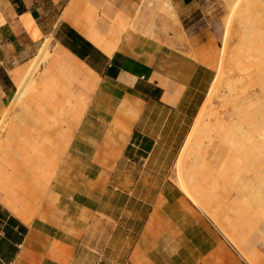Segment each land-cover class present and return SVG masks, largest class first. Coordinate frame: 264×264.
<instances>
[{
    "label": "crops",
    "instance_id": "obj_1",
    "mask_svg": "<svg viewBox=\"0 0 264 264\" xmlns=\"http://www.w3.org/2000/svg\"><path fill=\"white\" fill-rule=\"evenodd\" d=\"M143 1L0 0V124L16 93L11 74L47 40L40 75L59 63L85 102L57 138L66 144L48 157L52 170L16 179L0 167V264H247L177 179L215 80L191 55L208 45L205 30L190 35L198 0H167L179 26L157 11L153 27L132 28ZM44 103L51 121L58 108Z\"/></svg>",
    "mask_w": 264,
    "mask_h": 264
},
{
    "label": "rangeland",
    "instance_id": "obj_2",
    "mask_svg": "<svg viewBox=\"0 0 264 264\" xmlns=\"http://www.w3.org/2000/svg\"><path fill=\"white\" fill-rule=\"evenodd\" d=\"M147 1L148 0H144L142 2L144 7H148L146 14L143 15L140 11H137L133 16V23H130L132 28L153 27V18L157 11L164 13L169 20H174L175 24L179 26L174 9L167 0H153L154 2L159 1V6H155L154 4L148 5ZM234 1L235 0L197 1V11L195 15L196 27L190 32V35L196 31L205 30L206 35L204 38L207 39L208 45L199 50L191 51V55L203 62L212 64L215 69V79H217L216 77H218L221 68L224 72L218 81V83H220L219 86L216 87L217 82L215 83L214 81L200 111L202 115L200 117L201 113H199L180 157L182 163H186L187 167H189V165L190 167L196 166V164L200 162L203 163L201 164L208 172V178L204 180L205 182L202 186L205 187L208 192L214 191L217 197H219L207 203L211 211L214 212L220 221L225 219L226 214L230 215L231 213L229 209L225 213L222 210L224 207L226 189L225 187L222 188L220 183H216L215 187H212V183L208 179L209 176L212 177V175L213 178L219 179L220 173L217 167L218 161L222 157L219 152L221 147V134L234 122V114L237 107L247 105V103L252 101L256 96V87L254 86L257 77L254 75V69L257 60L253 59L250 52L242 55V53H245V50L240 46V43L244 40L243 37L250 30L243 20L244 18H250V10L243 5H234ZM262 3L264 2H261L259 7H257L258 11L261 6L263 8ZM164 4H168L169 7L164 8V6H166ZM168 8L170 9L167 10ZM190 25V27H192L193 24ZM228 25L230 26V30L225 40L226 28ZM140 31L149 36L156 35L154 29H140ZM45 44H47V53L45 55H40L39 50L35 59L26 65V68H28L32 64L35 65L37 60H43L33 73L34 81L40 79V71L44 67L50 52L49 41L47 40ZM231 76L233 77L229 78ZM226 83H233V85L236 86V93H233L234 95L229 96V88ZM28 98L26 104L31 99V97ZM34 103H38L37 108ZM34 103L32 104L34 106L30 105L24 109L18 106L16 109L10 110L11 107L9 106L0 124V146L2 143L6 145L8 142L6 140L8 139L12 141L9 149L0 150V167L8 169L16 179H18V177L20 178L23 170L28 171V160H31L32 153H34L31 152L33 148L29 147L35 145L39 146L38 151L43 153L42 155L46 156L48 159V157L55 152L53 147L59 152L60 148L65 144L64 142L57 141V136H59V134L63 135L66 128L68 134H70L75 124L70 117L67 116V119L61 120L62 124L66 127L63 129L58 125L60 122L59 119L57 121L54 119L51 121L47 120L48 112L46 113L44 105H41L44 101L41 103L40 99H37L34 100ZM205 127L212 128V132L208 136L203 135V133H201L202 131H200ZM58 130L60 133H56ZM9 134H14L15 137ZM23 153H27V155L25 154L26 156H24L22 155ZM3 161H6L8 165L2 166ZM53 161L54 159L52 158V162ZM30 168L29 166V169ZM30 171L34 172V168H31ZM38 173L39 172L36 171V174ZM233 195L234 192H231L230 196ZM245 207H247V205H245ZM198 208L209 218L215 228L224 237L221 226H219L210 215L205 213L202 206L199 205ZM246 212H248L247 209ZM247 216L250 217L249 215ZM247 223H251L252 227L246 232L244 248H238L229 238L224 237V239L238 252L247 264H264V221L255 219L254 221L248 220ZM247 223L244 221L243 224ZM247 254L250 256L254 255L257 261L254 263L251 262Z\"/></svg>",
    "mask_w": 264,
    "mask_h": 264
},
{
    "label": "bare ground",
    "instance_id": "obj_3",
    "mask_svg": "<svg viewBox=\"0 0 264 264\" xmlns=\"http://www.w3.org/2000/svg\"><path fill=\"white\" fill-rule=\"evenodd\" d=\"M261 2H264V0L234 1V5H243L250 10V18L243 19L250 30L243 37L244 40H242L240 46L245 50L242 55L250 52L253 59L257 60L254 69V75L257 77L254 86L256 87V96L247 105L237 107L234 114V122L221 134L219 152L222 157L218 161L217 167L220 173L219 179L213 178V175L212 177L209 176L208 179L212 183V187H215L216 183H220L222 188L225 187L226 195L222 210L225 213L229 209L230 215L226 214L225 219L220 221L214 212L211 211L207 202H212L219 197L214 191L208 192L202 186L205 182L204 180L208 178V172L202 162L196 164V166L190 167L189 165L187 167L186 163H182L181 158H179L176 164L179 186L196 205L202 206L205 213L210 215L221 226L224 237L229 238L235 246L241 249L245 246L246 232L252 227L251 223H247L248 220L261 219L264 221V3H262L263 8L261 6L260 10H257ZM164 5H166L164 8L169 7L168 4ZM99 20L101 28L110 27L113 24L105 16ZM229 27L228 25L226 28L225 40L228 37ZM90 28H92V24H90ZM34 36H38L36 29H34ZM98 40H100L99 37ZM46 53L47 44H44L40 49V55H45ZM41 61L43 62L41 59L37 60L35 65L32 64L25 70H16L11 74L16 86V93L11 102L10 110H14L18 106L24 109L32 105L34 100L40 99V102L45 101L52 105L50 108H58L57 111L53 110L51 112L50 118L52 117V120L59 119L61 113V117H64L65 112L68 110L67 116L76 124L84 109L85 102L83 97L74 94L75 87L68 79L67 70L55 61L46 66L38 81H34L33 73L42 63ZM223 72L221 68L218 77H216L217 79L214 80L215 83L217 82L216 87L220 84L218 81L222 77ZM226 85L229 88V96L234 95L236 86L233 83H226ZM59 95L61 96L60 102L56 98ZM28 97H31V99L26 104ZM56 103L57 107H54L53 105ZM201 115L202 113L200 117ZM63 125L61 127L65 129V125ZM200 131H202L203 135L208 136L211 134L212 128L205 127ZM56 133H60L59 130ZM9 135L15 137L14 134ZM57 137L60 138V134ZM6 141H8L6 145L1 144L0 150L9 149L12 141L11 139ZM38 147L37 145L29 147L33 148L31 152L34 153H32L31 160H28V165L38 172L43 170L45 164L46 169L52 170L53 166L42 155L43 153L38 151ZM53 150L55 152L51 157L55 158L54 156L57 157L58 151L54 147ZM25 154L27 155V153L22 155L26 156ZM2 163V166L8 165L6 161ZM231 192H234L233 196H230ZM246 209L248 212H246ZM244 221L247 224H243ZM247 256L251 262L257 261L254 255L250 256L247 254Z\"/></svg>",
    "mask_w": 264,
    "mask_h": 264
}]
</instances>
